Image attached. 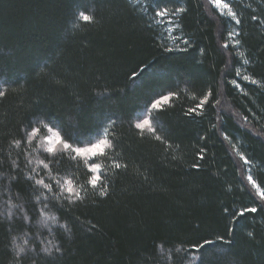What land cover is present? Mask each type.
I'll return each mask as SVG.
<instances>
[{"label": "trees", "instance_id": "trees-1", "mask_svg": "<svg viewBox=\"0 0 264 264\" xmlns=\"http://www.w3.org/2000/svg\"><path fill=\"white\" fill-rule=\"evenodd\" d=\"M227 2L242 19V29L210 0H188L182 32L154 22L151 12L142 10L149 0H0V32L17 31L29 21L39 29L31 36L25 32L21 42L0 44L7 68V82L0 81L5 93L0 97V264H200L201 257L205 264H264V215L258 214L239 221L233 244L217 243L203 254L185 252L200 237L231 238L232 216L225 208L234 213L254 206L241 180L247 165L233 145L251 161L253 177L264 189V139L252 134L264 129V23L250 20L253 14L264 20V0ZM77 10L93 21L78 20ZM219 20L225 22L223 33ZM234 28L242 47H234L229 37ZM183 40L190 41L186 51ZM229 63L260 83L244 81L234 71L226 75ZM140 68L144 71L133 82L131 73ZM169 91L176 95L162 110L165 130L157 126L158 140L135 124L152 99ZM208 91L213 102L203 115H186ZM41 114L65 122L76 117L81 130L94 134L75 143L44 120L73 146L102 137L110 146L87 163L73 159L72 152L41 151L25 136ZM35 127L42 135L48 130ZM36 157L49 166L41 176L50 170L54 179L45 176V183L53 192L61 195L57 180H70L83 199H57L47 206L38 201L48 194L31 179L32 169H43ZM90 163L99 165L107 196L88 184ZM49 242L65 254L50 259L43 251ZM18 246L25 249L19 256Z\"/></svg>", "mask_w": 264, "mask_h": 264}, {"label": "snow or ice", "instance_id": "snow-or-ice-1", "mask_svg": "<svg viewBox=\"0 0 264 264\" xmlns=\"http://www.w3.org/2000/svg\"><path fill=\"white\" fill-rule=\"evenodd\" d=\"M210 2L214 5H216L217 8H219L220 12L223 13L224 9H228V14L231 17V21L234 22L235 26H238L240 29L243 28V22L242 19L237 15L235 11H232L229 7L228 3H225L221 6L220 0H210ZM188 0H149V3L145 4L143 6V11L145 13L151 12L152 20L158 24H163L165 29L167 31H172L175 29L176 31H181L182 28L180 25V20L182 16L188 11ZM76 18L78 20H82L85 22L93 21L94 17L92 15H89L86 13V11H79L77 10ZM250 20L252 22H259L264 23V20H261V18L258 15H251ZM219 27L218 31L220 33H223L225 30V22L223 20L217 21ZM171 26V27H170ZM39 31L38 28L35 27V25H32L31 22H26V26L24 28H21L17 31H13L10 33H4L0 32V44H2L3 40L11 39L15 42H21L24 39H26L24 33L26 32L28 36H31L33 30ZM229 37L233 42L234 47H242L241 45V33L240 31H237L236 28H234L230 33ZM181 38H178L177 42L180 41ZM183 44L185 45L184 49H181V51H186L187 47L190 45V41L183 40ZM229 45L226 43L224 45V48L227 49ZM175 49L165 48V51H174ZM241 57H243L244 53L239 52L238 53ZM5 54L3 51V47H0V81L7 82L6 80V73L7 68L5 65ZM244 65H249L250 61L245 59L243 61ZM147 67V66H145ZM144 71V68H140L139 71L133 70L131 73L130 79L135 82L141 73ZM235 73V76L241 77L244 81H249L251 84H259L260 81L253 79L251 76L244 75L241 76V71L239 69H236L234 64H227L226 65V75L229 72ZM231 84L233 86L239 87L237 84V81L233 79L231 81ZM243 91V89H241ZM5 93L3 91H0V97L4 96ZM175 92H167V94H158L157 98L152 99L150 101V105L146 106L144 111L140 113V116L142 119H139L138 122L135 124V127L137 129H144L145 127L149 128L150 131L153 133V135L156 136V139L160 140L162 139L157 134V126L160 127L161 131H164L163 127V121L161 119L162 110L166 106V102L169 101L170 97L175 96ZM247 95V93H245ZM212 92L208 91L206 94L203 95V98L200 100L198 104H196L194 107L189 108L186 115L193 116V115H203L204 108L206 104H211L212 101ZM214 103L218 104L219 100H215ZM155 112L157 115L152 116L151 114ZM253 118L255 119V113L252 114ZM47 119L49 123H51L54 127H58L61 129V131L64 133V137L67 138V140H71L75 143H85V137H91L94 134L93 133H87L80 129L79 124L76 123V117L70 116L68 118V121L65 122L61 119H51L47 116V114H41L38 115L33 121L29 123V128L31 131L25 130V136L29 142L33 141L38 133L40 132V128L35 127V125H42L44 128H48V124L44 123V120ZM245 121L248 120V117L245 116L243 118ZM155 121V123H153ZM114 122H111L109 126ZM213 128H216V125H212ZM48 130L51 132L52 129L48 128ZM217 131H220L217 129ZM249 132H251V129H248ZM99 132V128L97 129V133ZM224 140H230V137L227 133L222 132L220 133ZM255 136H258V138L264 139V129H261L260 133H252ZM204 137H202L203 139ZM17 145L20 144V141H15ZM49 143L52 145L47 149V152L49 154H55L57 152L56 145L60 144L62 146L63 150H69L72 153H75V156L72 157L75 159L76 157H85V158H93L97 155V150L105 143V141L100 140L97 141V143L92 144L88 143V146L85 147H73V144L68 143L65 139H63L60 136V133L55 134V140H53L51 137H49ZM233 148L235 151L238 152L241 159H243L244 164L251 166V161L248 160L247 156L244 155L243 152H240L239 149L233 145ZM200 160L205 159V149H200L199 153L197 154ZM55 156L52 155L50 159H54ZM87 163V159L85 160ZM39 165L43 166V169L37 170L32 169L31 170V179L34 181L35 185H40L44 190H46L48 196L45 200L41 201V198L39 196L36 197L38 201L41 203H45V206H47V203L50 201H55L57 199H65V200H71V201H80L83 199V197L80 195V192L78 189L74 188L72 186V182L70 180H65L64 184H61L59 180L56 181V186L59 188L61 195H57V193L52 191V184L51 183H45V176L47 179L51 180L54 179V177L51 176L50 170L45 174V176H41V171L48 170L49 166L47 163H44L43 160L39 161ZM115 167L117 169H120L122 167L126 168V165L116 164ZM195 169H200L201 165L199 163H194L192 165ZM99 168V165L93 163L90 165V178L88 180V184L91 186L93 190H98L100 196H107L108 189L106 186H103V182L100 180V176L97 175V170ZM36 177H40L37 179ZM241 180L244 183V186L248 189V194L251 196L252 201L254 202V206L248 207H241L234 211V213L229 212L228 208L224 209L225 213H228L232 216V221L229 224L227 231L230 239H225L224 236H218L216 239H208L205 237H200L195 242H190V249H186L185 252L188 254H191V251L204 253L207 252L209 249L212 248L213 245H216L217 243H222L223 245H231L233 244L235 240V236H233V232L236 230L237 226L239 225V221L241 219H247L248 216L246 214H258V215H264V189L261 188L260 184L257 183L256 180L253 179L252 175H247L246 179L244 175H241ZM64 185H67L66 189ZM250 185V187H249ZM27 219V217L25 216ZM51 219L55 222L56 217H51ZM47 221H45L46 223ZM66 227V225L64 226ZM248 237H253L252 232H247ZM19 247V251L16 253L17 256L21 252H24L25 249L21 246ZM43 251L48 255L50 259L53 261L56 260L58 256H63L65 253L62 250L61 246L53 244L49 242V246H46ZM176 251H180V249H176ZM180 264H183V261H180ZM200 264H205L204 259L200 258Z\"/></svg>", "mask_w": 264, "mask_h": 264}, {"label": "rangeland", "instance_id": "rangeland-1", "mask_svg": "<svg viewBox=\"0 0 264 264\" xmlns=\"http://www.w3.org/2000/svg\"><path fill=\"white\" fill-rule=\"evenodd\" d=\"M225 3H228L227 2V0H220V4H221V6L223 5V4H225ZM213 6H214V8H217L216 7V5H214L213 4ZM230 7V6H229ZM218 10H219V8H217ZM220 11V10H219ZM223 15H228V16H230L229 14H228V9H224V12L222 13ZM171 27V26H170ZM168 102V101H167ZM166 102V103H167ZM222 104H223V106H224V108L225 109H231L230 108V106L228 105V104H226V103H223L222 102ZM139 119H142V117H140ZM138 119V120H139ZM138 120H136V123L138 122ZM52 129V131L50 132L49 130H47V132L45 133V134H41L40 132L38 133V135L36 136V138L33 140V141H36V143H37V145H38V148H39V150H41V151H44V152H47V149L49 148V147H51L52 145L49 143V137H51L53 140H55V134L56 133H60L57 129H54V128H51ZM147 129H149V128H147V127H145L144 128V130H147ZM60 136H61V134H60ZM62 137V136H61ZM63 138V137H62ZM100 140H103V141H105V143L103 144V145H101V147L97 150V155L95 156V157H93V158H85V157H81L82 159H84V160H86V159H90V160H94L97 156H100V155H102L103 153H105L106 152V150H107V148L110 146V143L108 142V140H106L105 139V137H102V138H100V139H98V140H96V141H94L92 144H95V143H97V141H100ZM85 146H88V145H85ZM85 146H73V147H85ZM56 148H57V152L58 151H67V152H70L69 150H63L62 149V146L60 145V144H57L56 145ZM236 153H238L237 151H236ZM75 154V153H74ZM241 158V157H240ZM36 159H37V157H36ZM243 160V159H242ZM39 159H37V161H36V164H38L39 165ZM244 162V161H243ZM91 164H93V163H90L89 165H91ZM99 170H100V167L98 168V170H97V175H99ZM247 175H249V174H251L252 175V177H253V174H252V171H251V168H250V170H249V166L247 165ZM253 179H254V177H253ZM255 180V179H254Z\"/></svg>", "mask_w": 264, "mask_h": 264}, {"label": "clouds", "instance_id": "clouds-1", "mask_svg": "<svg viewBox=\"0 0 264 264\" xmlns=\"http://www.w3.org/2000/svg\"><path fill=\"white\" fill-rule=\"evenodd\" d=\"M25 244L27 243V241L24 242Z\"/></svg>", "mask_w": 264, "mask_h": 264}]
</instances>
